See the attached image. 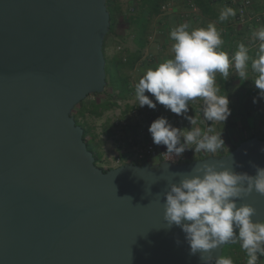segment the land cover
Wrapping results in <instances>:
<instances>
[{"label": "water", "instance_id": "1", "mask_svg": "<svg viewBox=\"0 0 264 264\" xmlns=\"http://www.w3.org/2000/svg\"><path fill=\"white\" fill-rule=\"evenodd\" d=\"M110 26L107 0H0V264H203L163 219L171 173L264 167L260 136L183 163L98 166L73 110L106 89ZM237 203L264 219V195Z\"/></svg>", "mask_w": 264, "mask_h": 264}, {"label": "clouds", "instance_id": "2", "mask_svg": "<svg viewBox=\"0 0 264 264\" xmlns=\"http://www.w3.org/2000/svg\"><path fill=\"white\" fill-rule=\"evenodd\" d=\"M235 15V9L225 7L218 19L223 22ZM253 37L260 41L254 57L244 43L230 57L222 50L224 41L214 23L200 28L182 23L170 31L173 55L148 68L139 79L135 86L139 106L156 108L153 99L145 95L151 93L156 102L178 116L184 115L194 125L196 120L186 114L190 101L200 98L203 120L212 124L206 130L196 127L184 131L164 116L154 120L148 131L155 145L166 146L164 154L170 158L164 161L182 156L186 149L216 153L225 148L222 130L216 132L212 127L216 122L223 124L231 115L227 95L220 94L217 74L226 80L230 67H234L240 80L246 81L250 66L256 74L252 81L260 90L259 98L264 99V28L254 32ZM257 102L254 97L253 103ZM226 157L235 163L229 155ZM253 167L254 176L237 173L233 165L227 167L202 160L190 173H171L180 179L168 183L163 194V219L168 228L175 225L182 229L190 255L199 253L203 264H234L231 257L220 255L213 259L214 250L229 243H239L246 255V264H258L264 257V219L254 221L256 209L251 204L237 203L253 191L264 195V167L255 164Z\"/></svg>", "mask_w": 264, "mask_h": 264}, {"label": "crops", "instance_id": "3", "mask_svg": "<svg viewBox=\"0 0 264 264\" xmlns=\"http://www.w3.org/2000/svg\"><path fill=\"white\" fill-rule=\"evenodd\" d=\"M137 1L141 0H135L136 3L131 4V7L129 8L133 11L131 16L140 11L141 2L138 3ZM163 1H161V3ZM191 1L196 4V10L191 8L187 0H179L174 4L171 11L168 12V15L159 17V12L154 15L150 19L149 29L146 32V44L142 49L139 60L130 69L123 67L121 71H118L115 67V73H113L114 76L111 80L107 78V86L110 84V91H106L105 89L103 93L96 95L95 98L97 99H106L113 91L119 93V90L125 88L128 83V96L122 100H118L117 106H113L103 112L101 116H97L99 119L95 121V123H97V128H99V130L96 132L100 134V138H104L101 139L102 142H96V137L94 136L95 131L92 132V125L84 115H81V118L83 119L82 122L92 129L91 132L89 130V133H92L88 139L90 141L89 145H91V150L101 157L99 166L102 168L110 169L127 162L136 163L137 160H134L136 148L147 142L153 143L148 128L154 120L161 116L166 117L169 123L174 127L184 131L196 127L206 130L208 126H211L212 124L210 121L203 120V114L201 113L202 100L200 98L190 101L189 110L186 114L196 120V124L194 125H191L190 121L186 119L184 115L178 116L175 113H172L169 109H166L164 105L156 102L151 93L145 95H148L150 99H153L154 103L157 104L156 108L151 109L147 105L143 107L139 106L135 92V86L139 79L144 75L148 68L155 67L164 59L171 58L173 55L171 51L173 41L170 39L171 26L189 23L191 28H200L206 27L209 23H214L217 29L221 32L224 41L222 50L226 51L228 54L234 53L237 51L238 45L244 43L250 48V55L253 57L255 56L257 49L250 47V45L251 40L254 38L253 33L262 28L263 22L261 16L264 17V0H250L251 3L247 6V11L253 16L243 22H239L238 20V9L240 6L244 5L246 0ZM225 7L235 9L236 15L230 16L227 20L221 22L218 18ZM153 20H158V22L150 25ZM164 31H166V33ZM151 34H154V39L149 42L148 36ZM132 38L134 39L133 36ZM107 46L105 49L106 56ZM155 48L156 51H154ZM125 56L127 57L128 54ZM123 57L124 55L122 56V59ZM255 76L256 74L251 71L250 66L248 70L249 80L246 81L240 80L235 74L234 67L229 69V77L226 80L223 79L220 74H217L216 82L221 89L220 94L227 95L231 115L223 124L216 122L212 127L216 132L222 130V138L225 142V148L223 151H218L216 153H195L194 149H187L189 160L209 155H221L227 153L234 148L237 143L249 136V134L257 133L252 129L249 116L244 114L236 116V112L240 107L243 105L254 106L255 103H253V98L256 96L258 99L259 89L255 87L254 82L252 81L255 79ZM253 90L256 92L255 94L251 93ZM133 109H136L137 112H134ZM260 133H264V130ZM181 140L183 142V138H181ZM106 141H109L111 144L109 145ZM155 146L159 149H166L165 145ZM189 147H194V145H189Z\"/></svg>", "mask_w": 264, "mask_h": 264}, {"label": "trees", "instance_id": "4", "mask_svg": "<svg viewBox=\"0 0 264 264\" xmlns=\"http://www.w3.org/2000/svg\"><path fill=\"white\" fill-rule=\"evenodd\" d=\"M161 1H163V0H141L140 11L137 14L130 16V23L135 25V27L133 29V33H134L133 37H134V41L136 43L137 48H136L135 53L128 54L126 61H123V59L119 56H117L115 58V65H116L115 67L117 68L118 71H121L123 67L129 68V69L132 68L134 66V64L141 57L142 49L144 48V46L146 44V32L149 29L150 19L159 12ZM107 6H108V8L110 7L113 10V14L110 12V14H111V26H110L109 32L107 34V36H108L110 33H112L114 31V27H115V24L117 22L116 13L121 9V7H120L118 0H107ZM105 58H106V60H108L106 55H105ZM127 89H128V83H127V86L125 88H121L119 90V93H116L115 91H113L112 94L109 95L106 99L95 98L94 100L90 101L89 103H85L86 101L85 102L82 101L81 103H79L81 105V108L79 110L80 112L78 111V116L84 115L85 112H90L91 114H94L96 116H101L103 114V112H105L107 109H109L113 106H117L118 100H122L126 96H128L127 94L129 93V91ZM251 93L255 94L256 92L253 90V91H251ZM91 95L96 96L99 94L95 93V94H91ZM91 95H89V96H91ZM76 107H75V109H76ZM73 115H74V118L76 120V123L81 125L84 128V136L83 137H84V140L86 141V143L89 147L90 141L88 140L87 136L89 134L90 128L85 123L80 122L78 120L79 117L77 118L76 114L73 113ZM257 135L258 134H256V133L250 134L249 136H247L243 140L248 139V138L253 137V136H257ZM260 137L264 138V136H260ZM242 141H240V142H242ZM239 143H237L234 146V148L236 146H238ZM89 149H91V148L89 147ZM94 154L96 157V164L99 166V161H100L101 157L95 152H94ZM108 169L109 168H106L105 170H108ZM231 251H233L232 255L234 257V264H246V255L238 243L236 245H233V246H229L228 244H226L224 249H223L222 256L226 257L229 254L231 255ZM239 253L243 255V258L240 257L241 255H239ZM258 264H264V257H262V259L260 258Z\"/></svg>", "mask_w": 264, "mask_h": 264}, {"label": "rangeland", "instance_id": "5", "mask_svg": "<svg viewBox=\"0 0 264 264\" xmlns=\"http://www.w3.org/2000/svg\"><path fill=\"white\" fill-rule=\"evenodd\" d=\"M121 9L116 13V19L117 22L115 24L114 27V31L112 33H110L107 37H105L104 40V53H105V49L107 46V59L106 60V73H107V78H109L111 80V78L114 76L113 73H115V58L117 56H122L126 55V54H133L136 51V43L134 41V39L132 38L133 36V29L135 27V25L130 23V16L131 13L133 12L131 9H129L131 7V4L136 3L135 0H118ZM138 3H140L141 1H137ZM109 11L113 14V10L109 7L108 8ZM168 19V18H165ZM164 21V20H163ZM156 22H158V20H153L151 24H156ZM161 23H165V22H161ZM166 33V31H164ZM122 45L123 49L122 50H118V46ZM155 47V46H154ZM154 51H156V48L154 49ZM160 56V55H158ZM122 68V67H121ZM117 70V68H116ZM108 85V83H107ZM110 86V84H109ZM107 86L106 91H110V87ZM95 95H91L89 96L86 100H84L85 103H89L90 101H92L93 99H95ZM256 97V96H255ZM258 103H255V105H243L242 107L239 108V110L236 112V116L244 114L246 116H249L250 122H251V126L252 129L254 131H256L258 135L260 136H264V133H260L262 130H264V100L260 99L258 96ZM81 105L78 104L76 109L73 110V113L76 114L77 118L79 117V121L82 122V118L81 116H78V111L80 110ZM80 112V111H79ZM84 117L87 118L88 122L92 125V129H90V132L92 130L95 131V137H96V142H102L101 139L104 138H100V134L97 133L96 131L99 130V128H97V123H95V121H97L99 119V117H97L94 114H91L90 112H85ZM86 120V121H87ZM92 133H89L87 138L89 139V136ZM105 135V134H104ZM250 135V134H249ZM107 142V141H106ZM109 145L111 144L109 141L107 142ZM89 147L91 148V145H89ZM137 164H140L141 161H136ZM237 244V243H236ZM236 244H231L229 243V246H233ZM239 244V243H238ZM230 249V248H229ZM237 252V251H236ZM233 251H231V255H232ZM230 254L226 257H231L234 261V257L233 255L231 256ZM239 255H241L240 257L243 258V255L239 253Z\"/></svg>", "mask_w": 264, "mask_h": 264}, {"label": "built area", "instance_id": "6", "mask_svg": "<svg viewBox=\"0 0 264 264\" xmlns=\"http://www.w3.org/2000/svg\"><path fill=\"white\" fill-rule=\"evenodd\" d=\"M179 0H164L161 5H160V9H159V17H164L166 15H168V12L171 11V9L173 8L174 4L177 3ZM187 2L190 4L191 8L193 10H196V4L191 1V0H187ZM251 1L250 0H246L244 2V5L240 6L238 9V20L239 22H243L247 19L252 18V14H249L247 11V6L250 5ZM262 18V28H264V17L261 16ZM178 25L175 26H171L170 31L175 28ZM149 42L153 41L154 39V34H151L148 36ZM260 41H258L257 39L253 38L251 40V45L250 47H254L255 49L258 48ZM123 47L122 45L118 46V50H122ZM235 53V52H234ZM234 53H230L229 56L231 57L232 54ZM123 60L126 61L127 57L124 55ZM231 68V67H230ZM260 92V90H259ZM148 92H146L145 94H147ZM134 112H137L136 109H133ZM167 149H159L157 148L152 142H147L144 143L142 145H139L134 153V160H138L141 161V163L143 162H151V163H158L160 161H164L165 159H169L170 157L166 156L164 153H166ZM188 150L186 149L185 152L182 154V156L180 157H174L173 160H169L170 162L173 163H183V162H187L189 161L188 159ZM262 259V257H261ZM261 262V261H260ZM259 263V261H258Z\"/></svg>", "mask_w": 264, "mask_h": 264}]
</instances>
